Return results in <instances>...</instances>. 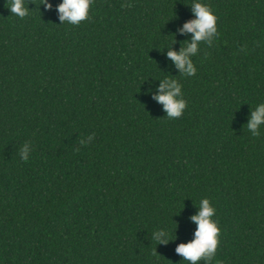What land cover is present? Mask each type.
Masks as SVG:
<instances>
[{
    "label": "trees",
    "instance_id": "16d2710c",
    "mask_svg": "<svg viewBox=\"0 0 264 264\" xmlns=\"http://www.w3.org/2000/svg\"><path fill=\"white\" fill-rule=\"evenodd\" d=\"M50 2L18 18L0 0V264H186L205 196L213 264H264V126H243L264 101V0H206L219 37L179 78L176 119L145 89L178 74L188 0H93L78 26ZM161 226L176 239L152 241Z\"/></svg>",
    "mask_w": 264,
    "mask_h": 264
},
{
    "label": "clouds",
    "instance_id": "9594fccd",
    "mask_svg": "<svg viewBox=\"0 0 264 264\" xmlns=\"http://www.w3.org/2000/svg\"><path fill=\"white\" fill-rule=\"evenodd\" d=\"M4 2L10 14L18 18H24L30 12L27 6L28 0H4ZM32 2L36 4L38 9L40 4H43L45 9L52 8L50 0H38V3L32 0ZM92 2L93 0H59V3L55 5L59 24L78 26L82 21L89 18ZM185 4L190 6L192 18L186 20L178 31L190 33V39L181 40L178 50L169 46L166 52V57L178 70V74L154 77L159 79V83L155 85V90H153L151 83L145 89L151 98L162 106L165 116L169 119L180 117L187 106L179 78L195 75L197 68L193 57L197 56L201 44L212 46L219 37L217 16L206 0H188V3ZM174 42L175 34L167 45ZM243 126L253 137L260 135L261 127L264 126V101L256 103L255 106H250V112L247 114ZM92 139L93 135L89 134L80 138L79 144L87 145ZM31 151L32 144L30 141H26L18 150L20 159L27 161ZM193 204L196 211L189 217L195 225L192 238L186 242L177 243L174 251L182 257L181 261H185L186 264H201V262L213 264L221 231L218 220L215 218L216 209L206 196L201 197L198 203L193 202ZM176 227L177 224L175 229ZM151 236L152 241H155L156 244H167L176 239L175 235L165 226L154 229Z\"/></svg>",
    "mask_w": 264,
    "mask_h": 264
}]
</instances>
